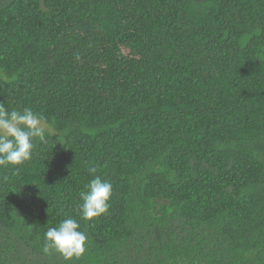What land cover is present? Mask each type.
I'll list each match as a JSON object with an SVG mask.
<instances>
[{
	"label": "trees",
	"instance_id": "16d2710c",
	"mask_svg": "<svg viewBox=\"0 0 264 264\" xmlns=\"http://www.w3.org/2000/svg\"><path fill=\"white\" fill-rule=\"evenodd\" d=\"M0 103L46 122L0 168V264H264V0H0Z\"/></svg>",
	"mask_w": 264,
	"mask_h": 264
},
{
	"label": "clouds",
	"instance_id": "9594fccd",
	"mask_svg": "<svg viewBox=\"0 0 264 264\" xmlns=\"http://www.w3.org/2000/svg\"><path fill=\"white\" fill-rule=\"evenodd\" d=\"M44 118L24 107L9 109L0 103V168L18 166L32 158L34 141L45 139ZM95 171V169H90ZM113 186L99 176L91 179L79 193V218L90 221L107 213ZM87 235L80 230V222L74 218L62 220L58 226L50 227L44 233L42 252L59 254L66 260L79 258L85 253Z\"/></svg>",
	"mask_w": 264,
	"mask_h": 264
}]
</instances>
